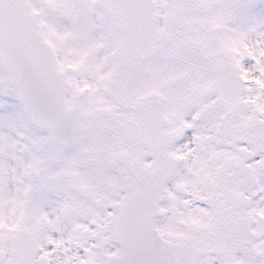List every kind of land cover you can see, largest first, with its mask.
Here are the masks:
<instances>
[{
    "label": "snow or ice",
    "instance_id": "1",
    "mask_svg": "<svg viewBox=\"0 0 264 264\" xmlns=\"http://www.w3.org/2000/svg\"><path fill=\"white\" fill-rule=\"evenodd\" d=\"M0 264H264V0H0Z\"/></svg>",
    "mask_w": 264,
    "mask_h": 264
}]
</instances>
